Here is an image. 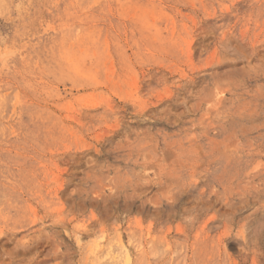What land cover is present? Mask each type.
I'll return each instance as SVG.
<instances>
[{
	"label": "rangeland",
	"instance_id": "374dc122",
	"mask_svg": "<svg viewBox=\"0 0 264 264\" xmlns=\"http://www.w3.org/2000/svg\"><path fill=\"white\" fill-rule=\"evenodd\" d=\"M0 264H264V0H0Z\"/></svg>",
	"mask_w": 264,
	"mask_h": 264
}]
</instances>
